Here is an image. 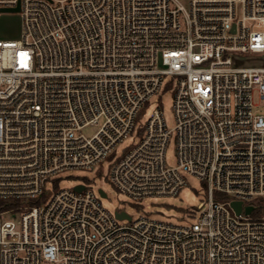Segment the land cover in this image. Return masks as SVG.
Instances as JSON below:
<instances>
[{
    "label": "built area",
    "instance_id": "built-area-1",
    "mask_svg": "<svg viewBox=\"0 0 264 264\" xmlns=\"http://www.w3.org/2000/svg\"><path fill=\"white\" fill-rule=\"evenodd\" d=\"M19 1L22 37L0 39V264H264V110L254 103L256 92L264 99V0L0 9ZM248 57L261 64L243 66ZM167 91L175 126L158 107L137 129ZM106 160L111 184L134 201L176 197L191 175L207 204L178 225L124 210L131 219H118L89 184L47 189Z\"/></svg>",
    "mask_w": 264,
    "mask_h": 264
},
{
    "label": "rangeland",
    "instance_id": "rangeland-1",
    "mask_svg": "<svg viewBox=\"0 0 264 264\" xmlns=\"http://www.w3.org/2000/svg\"><path fill=\"white\" fill-rule=\"evenodd\" d=\"M22 32L23 22L20 13L0 14L1 40H19L22 37ZM260 64L261 61L256 58L248 57L246 61H244L243 66ZM173 99L174 95L172 91H167L161 96L153 97L150 103L141 111L137 121V129L147 123L151 113L158 107L162 108L166 123L168 127L172 129L175 126ZM254 103L260 105L264 110V99L261 98L257 92L254 95ZM97 130L98 127L90 126L85 128L83 133L87 136H92ZM138 140L139 135L135 134L121 142L116 149L117 156H120L127 148L132 147ZM166 155L168 163L170 165H175L176 146L174 138H172L169 143ZM109 172L110 162L108 160L92 170H68L59 176L56 185L50 184L47 186V189L53 191L57 187L59 189H64L73 188L77 184H89L106 191L107 197L102 198V203L112 213H115L116 210H124L133 216L134 219L139 215L147 214L150 218L169 221L178 225H186L192 222L194 219L191 216L192 210H200L207 204V186L204 182L191 175H187L188 184L176 197L162 196L147 198L142 201H134L114 188L108 177Z\"/></svg>",
    "mask_w": 264,
    "mask_h": 264
},
{
    "label": "water",
    "instance_id": "water-1",
    "mask_svg": "<svg viewBox=\"0 0 264 264\" xmlns=\"http://www.w3.org/2000/svg\"><path fill=\"white\" fill-rule=\"evenodd\" d=\"M0 12H3V13H18L20 12V1L18 2V5L14 8H2L0 9ZM235 31V26L233 27V32ZM84 187L82 185L80 186H77L76 189L77 190H82ZM101 195L106 197V194L104 193V191H100ZM231 206L233 207V209L236 211V213H240V211L242 210V203L241 202H238V201H233L231 203ZM254 207L253 206H248L246 207L245 209V212L247 214H250L252 211H253ZM116 217L118 219H128L130 220L131 217L125 213V212H116Z\"/></svg>",
    "mask_w": 264,
    "mask_h": 264
},
{
    "label": "trees",
    "instance_id": "trees-1",
    "mask_svg": "<svg viewBox=\"0 0 264 264\" xmlns=\"http://www.w3.org/2000/svg\"><path fill=\"white\" fill-rule=\"evenodd\" d=\"M2 205V204H1Z\"/></svg>",
    "mask_w": 264,
    "mask_h": 264
}]
</instances>
